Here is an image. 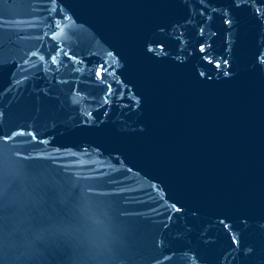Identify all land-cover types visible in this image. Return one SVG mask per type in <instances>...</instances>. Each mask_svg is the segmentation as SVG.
Returning a JSON list of instances; mask_svg holds the SVG:
<instances>
[{
    "label": "water",
    "instance_id": "1",
    "mask_svg": "<svg viewBox=\"0 0 264 264\" xmlns=\"http://www.w3.org/2000/svg\"><path fill=\"white\" fill-rule=\"evenodd\" d=\"M0 264H264V0H0Z\"/></svg>",
    "mask_w": 264,
    "mask_h": 264
}]
</instances>
